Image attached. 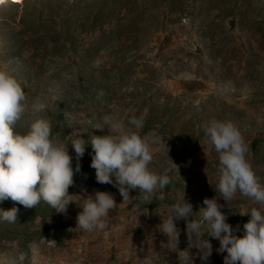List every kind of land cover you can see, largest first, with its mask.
Instances as JSON below:
<instances>
[{
  "label": "rangeland",
  "instance_id": "obj_1",
  "mask_svg": "<svg viewBox=\"0 0 264 264\" xmlns=\"http://www.w3.org/2000/svg\"><path fill=\"white\" fill-rule=\"evenodd\" d=\"M19 1L0 6V68L20 83L26 104L62 65L94 68L99 85L108 81L112 87L111 112L102 117L110 115L123 121L125 129L138 132L153 153L150 170L172 171L164 200L153 202L150 197L146 205L135 190L129 192L132 205L119 204L116 188L97 183L94 173L88 184L69 190L73 201L94 191L112 194L117 206L109 211L104 230L74 229L80 211L74 202L63 214L53 209L43 221L0 223V264H182L184 222H176L180 229L176 250L157 229L183 184L184 198L193 209L215 190L216 153L206 143L203 125L210 120L231 121L247 145L251 169L264 184V145L256 152L250 146L253 137L264 131V0H101L106 4L94 19L96 9L84 3L88 0ZM143 3L147 7L120 35H106L116 19L124 18L121 22L128 24ZM75 76L62 75L57 92L69 87ZM144 99L147 105L156 103L157 109L153 127L140 134L127 121L145 117ZM76 109L67 115L81 123L80 129L90 135L107 134L102 117L94 121L85 104ZM169 159L178 166L179 176ZM217 202L234 228L243 219L239 213L259 207L239 193L227 205L219 198ZM26 233L35 235L21 243L19 235ZM208 239L212 253L206 264H222L218 241ZM194 251L189 249L190 254ZM193 264H202L198 255Z\"/></svg>",
  "mask_w": 264,
  "mask_h": 264
},
{
  "label": "clouds",
  "instance_id": "obj_2",
  "mask_svg": "<svg viewBox=\"0 0 264 264\" xmlns=\"http://www.w3.org/2000/svg\"><path fill=\"white\" fill-rule=\"evenodd\" d=\"M25 108L26 95L20 83L10 72L0 68V201L10 199L26 209L43 201L59 214L65 213L67 205L74 202L80 209L75 216L74 229L104 230L109 211L117 206L111 193L94 191L84 195L81 201L68 198L71 195L67 189L73 184L74 171L79 172V164L74 168L71 160L78 161L86 145L92 150L89 167L94 169L95 181L116 188L121 197L119 204L132 205L130 190H135V196L145 205L151 203L150 197L164 200V189L171 182L168 173L172 169L165 168L160 173L150 170L152 151L137 131L125 129L123 121L105 115L102 124L109 130L107 134H91L85 143L80 132L65 144L53 138L51 125L44 119L31 122L26 133H16L14 125ZM127 123L137 130L143 127L141 118L131 117ZM202 134L216 153L215 195L203 198V206L193 211L192 204L184 198L183 184L176 202L166 207V216L161 219L157 212L160 217L157 231L164 234L166 244L176 250L180 233L176 222H184L186 247L181 251L182 264H193L197 255L202 264H206L212 253L209 237L218 241L217 254L224 253L222 264H264V184L246 159L247 145L231 121L210 120L202 126ZM69 145L73 157L68 154ZM170 162L178 175V166ZM236 193L259 206L239 213L248 217L240 228L226 222V214L220 210L222 205L217 202L219 198L227 205ZM17 211L15 206L0 209V223L17 222ZM194 213L198 216L194 217ZM189 249L196 251L190 254Z\"/></svg>",
  "mask_w": 264,
  "mask_h": 264
},
{
  "label": "trees",
  "instance_id": "obj_3",
  "mask_svg": "<svg viewBox=\"0 0 264 264\" xmlns=\"http://www.w3.org/2000/svg\"><path fill=\"white\" fill-rule=\"evenodd\" d=\"M87 5H92L94 7L95 12L93 11V19L99 16L102 11L105 2L101 0H88L84 1ZM70 7H73L70 5ZM147 7V4L143 3L141 5L140 11L134 15L133 17L129 18V23L126 24L125 21L121 22L124 18L116 19L113 23L114 29L110 30L106 35L116 34L120 35L121 30L127 25L132 23L135 17H137L143 10ZM231 9L236 7L231 6ZM183 10V9H182ZM41 14L42 9L40 10ZM182 12V11H181ZM41 16H39L40 18ZM42 18V17H41ZM87 18V17H86ZM68 19H66L67 21ZM51 33H55V31H51ZM105 33L100 34L104 37ZM119 38V36H118ZM95 50V49H93ZM90 51V50H88ZM125 65H123L124 67ZM121 67V65H118ZM75 74V79L71 78L69 82V87H63L61 93L57 92L59 88V83L62 80V75H72ZM98 75V70L94 68H90L84 65H75L69 67L68 64L62 65L61 67L55 69L53 72V77H48L43 85L40 88L34 90L33 95L27 100L29 102L26 104V108L24 113L21 115L20 120L16 122L14 125V131L19 134H24L28 131L29 125L36 119H44L47 120L51 125V132L54 139L60 140L63 143L67 144L71 141L73 136L80 133L81 138L85 139V143H87L88 136H91L89 132L85 129H80L81 123L78 120H71L67 113L69 112H76V108H79L82 104H85V110L89 111V115L92 116L94 121H100L101 117L105 113H110L111 110L109 108V91H111V83L109 84L108 81L104 86H100L98 82V78L96 79L95 76ZM51 75V76H52ZM117 75V74H115ZM57 77V78H56ZM121 78V75L118 76ZM53 81L51 83L50 81ZM58 80V81H57ZM61 87V86H60ZM99 92H102L103 95H98ZM146 104V99L142 101ZM145 106L148 107L147 114L145 117L142 118L143 120V127L139 129L140 134H144L153 127L152 117L155 116L154 111L157 109L156 103L146 104ZM95 108H98L96 110ZM161 111L160 114H164ZM159 114V115H160ZM187 122L182 124V128L186 126ZM72 127L75 129V134L72 135L69 133L68 127ZM264 145V131L258 132L255 137H253L251 142V149L256 152L260 146ZM91 148L89 145L85 146L84 154L82 157L79 158L77 161L75 158L71 160L72 166L75 168V165L79 164V172H75L73 174V184L69 186L67 192L71 189L80 188L82 185L88 184V182L92 179L94 169L89 167L90 164V152ZM68 154L70 157H73V152L71 146H68ZM166 188V187H165ZM213 189V188H212ZM209 190L206 193L204 198H212L214 195V190ZM166 189H164L165 191ZM155 199H153V202ZM202 201V200H201ZM201 201L197 204V206L193 209V211L197 210L198 206H203ZM15 206L18 211L16 215V220H33L35 218L40 219L43 221L47 218V216L52 213L53 209H50L49 206L41 201L33 208H24L23 206L11 201L10 199H5L4 201H0V209H8ZM195 215V214H194ZM248 219L247 215L243 216L240 224L236 228L242 227V224L246 222ZM68 224V223H67ZM66 225V223L64 224ZM61 228V226L55 228V233L57 230ZM44 232V230H43ZM239 235V232L236 233ZM34 233H26L20 234L19 238L21 243H26L31 241L32 236Z\"/></svg>",
  "mask_w": 264,
  "mask_h": 264
},
{
  "label": "built area",
  "instance_id": "obj_4",
  "mask_svg": "<svg viewBox=\"0 0 264 264\" xmlns=\"http://www.w3.org/2000/svg\"><path fill=\"white\" fill-rule=\"evenodd\" d=\"M12 1H14V0H0V6H2V4L3 3H10V4H12L13 2ZM22 1V0H21ZM21 1H19V3L21 2ZM18 3V4H19ZM15 4V3H14Z\"/></svg>",
  "mask_w": 264,
  "mask_h": 264
}]
</instances>
